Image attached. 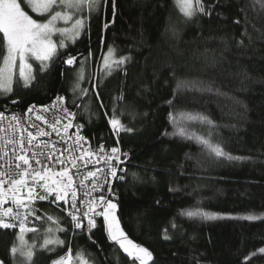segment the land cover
Wrapping results in <instances>:
<instances>
[{"label":"trees","instance_id":"trees-1","mask_svg":"<svg viewBox=\"0 0 264 264\" xmlns=\"http://www.w3.org/2000/svg\"><path fill=\"white\" fill-rule=\"evenodd\" d=\"M202 2L205 12L188 19L175 0H115L113 18L112 0H102L86 13L74 44L45 71L35 64L29 87L14 83L11 94L0 92V110L24 113L64 97L94 146L109 153L119 141L128 155L125 179L115 185L117 217L128 238L152 253L149 264H264L258 252L264 248V9L258 0ZM109 47L115 58L129 59L106 75L102 58ZM5 54L0 39V62ZM69 55L77 57L75 65L63 63ZM81 68L87 95L73 92ZM114 108L131 132L112 131ZM181 128L193 138L180 135ZM196 136L242 159L217 158ZM32 207L42 218L27 224L38 229L27 232L28 245H36L33 264H52L69 247L73 256L82 251L88 264H139L108 240L102 221L89 238L50 204ZM197 210L218 218L183 214ZM47 215L67 229L55 232L65 244L54 251L40 249L46 230L57 227ZM249 215L257 219L244 218ZM19 234L0 228L3 264H20L10 252Z\"/></svg>","mask_w":264,"mask_h":264},{"label":"snow or ice","instance_id":"snow-or-ice-1","mask_svg":"<svg viewBox=\"0 0 264 264\" xmlns=\"http://www.w3.org/2000/svg\"><path fill=\"white\" fill-rule=\"evenodd\" d=\"M27 5L37 12L40 16L47 15V18L43 21L40 19H34L31 15L24 10L25 0H0V33H2V39L6 54L2 57L0 62V92L10 93L13 90L14 83H22L24 87H29L34 81V68L33 64L29 62V57L39 62V70L45 71L48 67V62L52 61L54 57L58 55V48L67 47V41L75 42L76 38L84 30L87 23L88 16L82 15L85 10L89 14L95 12L99 5L100 0H26ZM176 5L179 7L184 17L191 19L198 12L204 13L205 7L202 0H175ZM262 9H264V0H258ZM113 3V18L115 17V0ZM58 22L63 23V27L58 26ZM114 22V20H113ZM239 23V21H237ZM109 27L108 23L104 24V28ZM59 35V42L53 39L54 36ZM103 69L106 75H111L113 67H119L124 64L129 58L121 56L118 59L115 58V49L109 47L107 53L103 56ZM63 63L72 66L77 63V57L69 55ZM83 68L77 72V82L73 87V92L77 89L84 95H87L86 89L80 88V81L84 79ZM95 87V86H94ZM97 97L98 93H97ZM64 97H57V101L63 104ZM117 99H123V95ZM169 104L172 102L169 101ZM101 107L103 104L101 103ZM65 113L75 119V113L68 112L67 108L62 109ZM29 111H32L29 108ZM2 115V114H0ZM107 115V113H105ZM171 117V114H170ZM173 121L175 117H171ZM37 120L41 117L37 116ZM188 119L199 120L203 123L212 124V121L206 116L191 115L188 114ZM46 123V121H45ZM59 123V121H57ZM112 131L119 136L121 131L131 132V128H127L122 124L119 117L115 114V108L113 114L108 120ZM69 125L65 126V131ZM82 127V126H79ZM53 131H57L55 125H52ZM59 134V133H57ZM182 136L192 139L193 136L187 134V130L180 129L179 132ZM40 136H48L50 133L41 131ZM29 140L28 145H32V140L36 137L33 133H28ZM195 139L202 145H204L209 154L214 155L217 158H227L229 160L242 159L241 157H234L226 153L223 148L216 143H213L210 139L204 136H196ZM84 138L77 135L76 143L79 145ZM119 141L117 140V144ZM99 151L104 152L103 145L99 146ZM13 152L16 149L13 148ZM111 155L108 159L119 160L120 155L127 156V153H121L119 147H112L110 149ZM36 153H32V157H35ZM62 156V153H61ZM15 167L18 170L15 177L5 178L6 174L0 172V228L10 229L17 227V224L12 223L11 220L19 219L20 235L18 239L20 241L19 246L14 245L11 249V255L15 258L17 255L23 257L24 264H33V256L35 254L36 245L29 246L24 240V233L36 232L38 229L26 227L25 221L29 215L35 216L37 220L42 219L36 215V209L32 207L34 202L38 199L40 201L48 200L50 203L55 204L61 211L66 212L70 218L69 223L72 226L74 232L86 231L89 233V238L94 235V231L97 228V217L103 218L104 230L107 233V238L110 241L115 242L122 249L127 256L133 258L134 262L139 261V264H149V261L153 259L152 253L144 247L135 244L128 238L123 229L120 226V221L116 215L117 203L113 202V199L106 198L105 195H100L97 199H92L87 202L86 210H84L85 201L80 199L77 195V187L74 183V175L71 168L64 166L65 160L57 157L55 161H49V164H59L61 169L59 171H52L48 164L42 163L40 159H35V164L39 165V168H33L32 158L29 157L25 151L23 138L20 142V154L16 155ZM72 168L76 167L75 158L69 162ZM26 166V167H22ZM120 172H124V169H120ZM112 177L118 180H124V175H118L115 166L110 169ZM135 178V173L132 174ZM95 172H88L84 180L89 177H94ZM10 180L9 187L5 188V184ZM31 180V183H29ZM84 180L81 181L80 186H84ZM42 182V183H41ZM37 188L42 189V192H37ZM24 190H26V197L24 196ZM93 191H96L95 186ZM112 196H115L111 192V188L108 189ZM87 195V193H86ZM11 201L13 207H2L8 201ZM79 200V206L77 201ZM63 202V207L61 203ZM100 209V211H97ZM23 212V216H21ZM189 217L201 216L205 219H216L217 214L202 213L197 211H186L183 213ZM10 218V219H5ZM245 219L254 220L256 216H246ZM47 221L57 225L55 231L52 227H49L47 235L43 238V243L40 245L41 250L54 251L57 247H62L65 241L55 235V232H66L67 229L60 227L59 218L52 215L46 216ZM86 221V223H85ZM173 227L175 225L173 224ZM164 239H170L167 234V229L164 230ZM51 246V247H50ZM260 254H264V248L258 249ZM257 253H251L249 256L244 257L245 261H250L252 256ZM3 264V261H0ZM52 264H88L84 258L83 252L78 251L75 256L72 254V250L69 247L65 255L53 260Z\"/></svg>","mask_w":264,"mask_h":264},{"label":"built area","instance_id":"built-area-1","mask_svg":"<svg viewBox=\"0 0 264 264\" xmlns=\"http://www.w3.org/2000/svg\"><path fill=\"white\" fill-rule=\"evenodd\" d=\"M29 108H31L32 111H29ZM29 108L24 113L0 110V114H2L0 115V172L6 174L5 178L15 177L18 172L15 167L17 162L15 157L17 154H20V142L21 138H23L25 151L29 157L32 158L33 168L40 167L35 164V159H40L42 163L48 164V167H50L52 171H59L62 167L61 165L49 164L48 162L55 161L57 157L65 160L64 166L71 168L72 174L74 175L77 195L80 199L85 201L84 210H86V205L89 200L94 198L98 200L100 195H105L106 198L113 199V202L117 203L118 197L115 193V185L120 180L111 176L110 169L112 166H115L118 175H123L125 171L120 172L119 170H125L126 162L124 160V155H120L119 160L114 158L109 160L108 156L111 155L110 152L108 153L105 150L104 152H100L99 148L94 146L87 139L83 128L79 127L82 125L78 122L77 115H75V119H73L62 110L63 108H67L68 112L76 114L75 110H71L68 107L65 100L63 104H61L57 101L56 97L47 105H32ZM37 116H40L41 119L37 120ZM57 121H59V123H57ZM69 123H71V126L65 131V126L69 125ZM52 125H55L57 131H53ZM41 131L48 132L50 135L40 136L39 132ZM29 132L33 133L36 137L32 140L31 146L28 145ZM77 135L84 138L79 145L76 143ZM116 147H119L121 153H123L120 144H117V139ZM13 148L16 149L15 153L13 152ZM33 152L36 153L35 157H32ZM74 158L76 161V167L72 168L69 162ZM88 172H95V176L84 180V177L87 176ZM82 180H84L83 187L80 186ZM29 183H31V180H29ZM9 185L10 180L5 184V188L9 187ZM94 186L96 191H93ZM109 188H111V192L114 193L115 196H112L111 193H109ZM37 192H42V189L37 188ZM23 194L26 197V190H24ZM36 202L48 203L67 216L66 212L61 211V208H58L48 200L40 201L37 199L34 203ZM60 203L63 207V202ZM77 203L79 206V200ZM2 207L14 208L10 200ZM97 211H100V209H97ZM23 214L24 213L21 212V216H23ZM31 216L33 217V215H29L25 221L26 226ZM68 219L70 220L69 217ZM96 219L97 221L103 222L102 217H97ZM11 222L17 224V227L10 229L19 230V219L11 220Z\"/></svg>","mask_w":264,"mask_h":264},{"label":"rangeland","instance_id":"rangeland-1","mask_svg":"<svg viewBox=\"0 0 264 264\" xmlns=\"http://www.w3.org/2000/svg\"><path fill=\"white\" fill-rule=\"evenodd\" d=\"M101 1H102V0H100V3H101ZM22 6L24 7V10H25L26 12H28V14L31 15L34 19H40V20L43 21L44 19L47 18V15H48V14H46L45 16H40L37 12L33 11L32 8H31L30 6L27 5L26 0H25L24 5H22ZM178 8H179V7H178ZM86 13H88L87 10H85L84 13H82V15H85V16H86ZM58 26L63 27L64 25H63L62 22H58ZM82 32H83V31H82ZM82 32H81L80 35L76 38L75 42L81 37ZM53 39H54L55 41L59 42L60 37H59V35H56V36L53 37ZM75 42H74V43H75ZM66 43H67V47H68L69 45H71V44H74V43L71 42V41H67ZM67 47H65V48H58V52H59V51H62V50H65ZM29 62L33 64V68H34V66H35L36 63H39V62L35 61L34 59H32L31 57H29ZM34 76H35V75H34ZM32 83H33V82H32ZM32 83H31V84H32ZM13 86H14V84H13ZM11 93H12V91H11L10 93H6V94H11ZM29 218H30V217H29ZM31 218H32V216H31ZM31 218H30V219H31ZM30 219H29V220H30ZM26 227H27V226H26ZM11 230H17V229H11ZM18 232L20 233L19 230H18ZM19 235H20V234H19ZM19 235H18V236H19ZM28 235H29V234H28L27 232L24 233V240L27 242V244L29 243V242H28V238H27ZM19 244H20V241H19V239H18V242H17V245H16V246H19ZM126 254H127V253H126ZM131 259H133V258H131ZM17 260L20 261V264H24L23 257L17 255ZM138 262H139V261H138ZM150 262H151V261H149V263H150Z\"/></svg>","mask_w":264,"mask_h":264}]
</instances>
